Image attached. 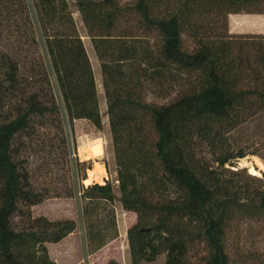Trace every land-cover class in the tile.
I'll return each instance as SVG.
<instances>
[{"label": "trees", "instance_id": "1", "mask_svg": "<svg viewBox=\"0 0 264 264\" xmlns=\"http://www.w3.org/2000/svg\"><path fill=\"white\" fill-rule=\"evenodd\" d=\"M10 1L16 8L24 4L26 39L39 44L41 35L70 125L85 119L102 130L94 71L68 0ZM75 2L101 68L111 77L105 94L120 201L136 213L127 229L131 264L163 254L164 264H264L252 255L235 262L227 251L236 221L264 219V176L227 167L249 153L236 150L230 133L264 114V33L232 34L228 20L234 13L264 14V0ZM6 13L0 11V33L8 26ZM131 16L134 28L156 33L154 46L119 26ZM186 34L194 42L191 48ZM25 65L0 51V264H59L47 244L65 239L77 223L32 216L31 207L48 196L28 188L19 151L36 125L59 116L61 104L44 64L39 81L51 98L28 93L12 102L20 90L26 92ZM144 77L191 82L171 102L158 104L139 90ZM80 141L83 160L104 153L99 135L86 134ZM85 163L77 162V172L93 254L119 236L116 195L104 165ZM93 170L102 183L88 181ZM16 216L26 222L16 224Z\"/></svg>", "mask_w": 264, "mask_h": 264}, {"label": "rangeland", "instance_id": "2", "mask_svg": "<svg viewBox=\"0 0 264 264\" xmlns=\"http://www.w3.org/2000/svg\"><path fill=\"white\" fill-rule=\"evenodd\" d=\"M134 0H121L123 4L131 3ZM31 4V0H28ZM70 11L74 18L77 30L83 40L86 52L89 56L98 90L100 110L102 114L103 128L97 129L91 122L85 119H77L71 126L66 115L64 106L56 88L55 78L49 63V55L41 41V35L36 37L39 44L30 43L25 37L26 20L24 4L18 8L13 7L10 0H0V11L7 12L4 16L7 29L0 33V51L6 58L18 59L25 63L22 67V74L27 78V87L20 90L12 102L18 104L24 95L28 93H38L40 98L46 100L51 98L47 87L42 86L39 81L41 66L44 64L50 73L52 85L56 99L61 104V112L58 117L46 119L42 126H37V132L28 135L21 145V159L25 168V175L28 181V188L40 192L47 198L41 205V210L36 213L31 207V214L34 217L46 216L51 220L74 217L77 223L76 236L65 238L57 243H51L50 250L53 259L59 264H107L110 259H115L123 264H131L129 245L127 239V229L135 223L133 215H130L122 207L120 201V191L117 181V167L115 164L112 136L107 116L106 86L110 85L111 77L104 74L101 63L96 55L88 30L78 11L75 0H68ZM228 29L232 34L244 33H264V16L245 15L244 13H234L229 16ZM127 32L141 35L144 42H150L154 46L156 33H144L142 30L134 28L136 22L133 17H129L120 22ZM20 28H23L21 30ZM220 28V26H218ZM121 32V30L119 31ZM186 47L194 46L189 34L184 35ZM42 64V65H41ZM23 66V65H22ZM191 79L180 77L176 79H152L144 77L142 85L138 88L145 96L146 100L158 104L171 102L180 92L186 90ZM7 97V96H6ZM96 134L103 140L104 153L98 158L83 160L79 154L81 144L80 137L84 135ZM233 145L236 150L242 148L249 152L244 158L233 160L234 166L227 165L233 170L247 168V173L264 176V114L257 115L248 122H245L230 133ZM254 153V154H253ZM84 161L85 166L93 167L94 161L104 165L108 175V181L113 184L115 191V201L113 210L115 213L119 236L109 242L105 247L96 253L89 254L85 223L82 215L83 202L78 194L81 179L77 172V162ZM258 161L262 163L259 165ZM256 168L258 174L251 173V169ZM85 172H82L83 174ZM87 174V171H86ZM94 170L88 175V181H98ZM87 181V182H88ZM40 202V203H41ZM44 213V214H43ZM69 218V219H72ZM14 222L23 225L25 217L16 216ZM227 251L232 260L241 262L252 255L264 259V219H241L234 223L227 239ZM165 255L157 256L152 261H144L141 264H164Z\"/></svg>", "mask_w": 264, "mask_h": 264}, {"label": "crops", "instance_id": "3", "mask_svg": "<svg viewBox=\"0 0 264 264\" xmlns=\"http://www.w3.org/2000/svg\"><path fill=\"white\" fill-rule=\"evenodd\" d=\"M239 14V13H238ZM245 15H252V16H264V14H254V13H244ZM230 15H232V14H230ZM229 15V16H230ZM43 202H45V201H43ZM43 202H41V203H38V204H36V205H34L33 206V212L34 213H36L37 211H39V210H41V205L43 204ZM125 211H127V210H125ZM127 213H129L130 215H133V217H134V219H135V221H136V213L135 212H133V211H127ZM44 214V213H43ZM44 215H46L47 216V213L46 214H44ZM66 217H68V218H72V217H69V216H66ZM72 219H75L74 217L72 218ZM76 228H77V226H76ZM75 228V230L69 235V236H67L66 238H69V237H71V236H76V229ZM115 240V239H114ZM57 243V242H56ZM51 243H48L47 244V246H48V248H49V252H50V255H51V257H52V253H51V250H50V245ZM105 247V246H104ZM53 258V257H52Z\"/></svg>", "mask_w": 264, "mask_h": 264}, {"label": "bare ground", "instance_id": "4", "mask_svg": "<svg viewBox=\"0 0 264 264\" xmlns=\"http://www.w3.org/2000/svg\"><path fill=\"white\" fill-rule=\"evenodd\" d=\"M258 163H259V165L262 166V163H261L260 161H258ZM251 173H253V174H258L257 171H256V168H255V169L252 168V169H251Z\"/></svg>", "mask_w": 264, "mask_h": 264}, {"label": "built area", "instance_id": "5", "mask_svg": "<svg viewBox=\"0 0 264 264\" xmlns=\"http://www.w3.org/2000/svg\"><path fill=\"white\" fill-rule=\"evenodd\" d=\"M78 194H79V196L81 195V191L80 190L78 191Z\"/></svg>", "mask_w": 264, "mask_h": 264}]
</instances>
